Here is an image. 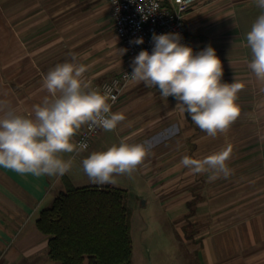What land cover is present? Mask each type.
I'll return each mask as SVG.
<instances>
[{
    "label": "crops",
    "instance_id": "obj_1",
    "mask_svg": "<svg viewBox=\"0 0 264 264\" xmlns=\"http://www.w3.org/2000/svg\"><path fill=\"white\" fill-rule=\"evenodd\" d=\"M86 1L0 0V100L10 101L17 114L42 101L43 76L70 62L72 54L90 66L85 76L92 85L130 64L126 52L118 51L123 46L107 0H90L94 8L88 13ZM79 5L77 15V9L64 14ZM260 12L255 0H196L184 17L193 52L210 45L222 63L221 82L244 85L236 101L241 114L226 135L209 137L180 113L174 97L165 100L157 88L129 81L111 109L126 119L115 132L101 129L64 175L76 185L82 159L107 150L115 139L144 143L150 152L146 166L131 177H117L115 185L128 190L130 209L134 197L144 208L157 199L171 223L190 227L177 237L189 254L179 255L177 264H189L188 257L190 264H264V82L248 68L245 40ZM226 147L232 148L228 179L209 182L207 174L194 175L180 165L184 156L203 158ZM64 187L63 177L0 168V264H59L47 256L49 235L38 229L36 219Z\"/></svg>",
    "mask_w": 264,
    "mask_h": 264
},
{
    "label": "clouds",
    "instance_id": "obj_2",
    "mask_svg": "<svg viewBox=\"0 0 264 264\" xmlns=\"http://www.w3.org/2000/svg\"><path fill=\"white\" fill-rule=\"evenodd\" d=\"M141 4L137 11L143 20L159 7L155 0H141ZM255 4L261 12L245 34L251 52L248 68L258 81L264 82V0H255ZM152 40L151 54L141 50L134 57L131 81L158 88L165 100L174 97L180 113H187L209 137L226 135L241 114L236 101L244 85L221 82L222 63L210 45L194 53L190 46L180 43L178 33H153ZM134 43L142 44L143 38ZM118 51L122 56L127 49ZM89 67L78 62L75 54L70 62L55 65L42 78L41 90L46 95L27 114H17L10 101L0 100V168L59 180L71 171L76 156L88 148L85 141L74 139L83 129L88 133L97 128L116 131L126 117L111 111L115 96L93 88L85 76ZM127 139L82 159V170L91 183L115 185L117 177H131L146 166L149 149L144 143L132 144ZM63 154L74 155L65 160ZM231 155L232 148L226 147L203 158L184 156L180 165L194 175L207 174L208 181L214 182L233 174L227 163Z\"/></svg>",
    "mask_w": 264,
    "mask_h": 264
},
{
    "label": "trees",
    "instance_id": "obj_3",
    "mask_svg": "<svg viewBox=\"0 0 264 264\" xmlns=\"http://www.w3.org/2000/svg\"><path fill=\"white\" fill-rule=\"evenodd\" d=\"M64 189L36 219L49 235L47 256L59 264H133L128 190L116 185H74Z\"/></svg>",
    "mask_w": 264,
    "mask_h": 264
},
{
    "label": "built area",
    "instance_id": "obj_4",
    "mask_svg": "<svg viewBox=\"0 0 264 264\" xmlns=\"http://www.w3.org/2000/svg\"><path fill=\"white\" fill-rule=\"evenodd\" d=\"M195 1L155 0V3L159 5L157 11L148 15L146 20H143L142 14L137 11V5L141 4V0H116L115 3L114 0H107L114 31L123 48L127 49L126 54L130 60L128 67L123 69L117 76L92 85L101 93H108L116 97L112 107L118 102L123 85L131 81L130 74L134 57L141 50L148 51L149 54L152 53L154 47L153 33L156 35L178 33L181 36L180 43L188 46V37L184 30V17ZM141 6L143 7V4ZM141 37L143 43L135 44L134 40ZM100 130L97 128L95 131L88 133L87 129H83L74 139L76 142L85 141L89 147Z\"/></svg>",
    "mask_w": 264,
    "mask_h": 264
},
{
    "label": "rangeland",
    "instance_id": "obj_5",
    "mask_svg": "<svg viewBox=\"0 0 264 264\" xmlns=\"http://www.w3.org/2000/svg\"><path fill=\"white\" fill-rule=\"evenodd\" d=\"M73 1V0H72ZM83 4V3H82ZM90 0L86 1L87 13L91 12L94 7H91ZM83 5L71 8L64 14H69L70 11L77 15ZM58 12V7L55 9ZM89 22L87 23V25ZM89 28V27H88ZM104 81V80H103ZM102 82V81H101ZM113 144L118 142L113 140ZM91 183L84 172L75 178V184L85 185ZM204 185V184H203ZM202 191V189L200 190ZM133 204V205H132ZM131 206V237H132V262L133 264H177L179 255L184 258L189 254L184 245L176 243L177 237L181 233H186L190 227L184 226L177 228L176 224L171 223L165 213V207L161 206L157 199L151 200L148 207L139 206V201L136 197L133 198ZM158 245L165 246V249L157 250ZM188 263L190 259L188 257Z\"/></svg>",
    "mask_w": 264,
    "mask_h": 264
}]
</instances>
